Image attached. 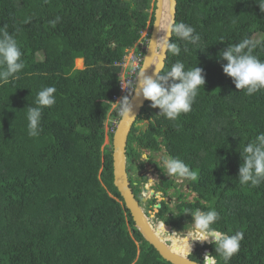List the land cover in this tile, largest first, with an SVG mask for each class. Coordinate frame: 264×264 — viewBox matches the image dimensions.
I'll list each match as a JSON object with an SVG mask.
<instances>
[{
  "label": "trees",
  "instance_id": "trees-1",
  "mask_svg": "<svg viewBox=\"0 0 264 264\" xmlns=\"http://www.w3.org/2000/svg\"><path fill=\"white\" fill-rule=\"evenodd\" d=\"M152 3L0 0V27L16 38L25 62L18 78L0 82V264H171L133 227L113 185L111 145L103 146L111 100L119 94L117 64L151 30ZM175 21L192 26L201 40L194 45L173 35L181 51L167 53L162 72L179 60L186 70L202 68L205 84L192 110L176 120L146 102L128 135L129 168L150 162L140 159L142 151L149 157L163 151L198 170V179L188 181L200 199L179 205L180 227L188 223L185 208H214L220 220L213 227L244 233L227 264H264V181L250 187L237 180L240 153L264 133V90L238 91L219 60L227 45L250 39L253 55L264 61V0H177ZM49 86L56 103L42 109L39 135L29 136L27 109ZM142 117L148 124L139 130ZM106 134L111 142L112 132ZM133 191L140 194L139 187ZM154 203L152 197L146 205ZM203 248L225 264L213 244ZM189 258L203 262L198 250Z\"/></svg>",
  "mask_w": 264,
  "mask_h": 264
},
{
  "label": "clouds",
  "instance_id": "clouds-1",
  "mask_svg": "<svg viewBox=\"0 0 264 264\" xmlns=\"http://www.w3.org/2000/svg\"><path fill=\"white\" fill-rule=\"evenodd\" d=\"M59 19V17H56L49 21L50 26L55 27ZM155 27L158 33L157 38L150 40L148 38V49L151 55L145 56L144 64L140 65L137 72H134L132 75L133 80L128 81L122 87L127 90V93L121 90V81L124 77L128 76L131 70V63L129 59H126V55L131 49H135L134 52H138L140 50L139 43L144 44L143 38L145 36H142V40L134 44L133 47L127 49L123 60L117 64L120 67L118 74L119 94L112 98L111 108L106 118L107 123L111 122L112 124V128L110 129L112 134L120 118L123 121L129 120L130 122L136 120L133 114V97L148 101L151 108L159 110L158 115L164 116L169 120H176L182 113L186 114L192 110V104L198 92L205 84L202 68L196 66L186 70L185 64L177 60L171 65L170 70L162 72V65L155 59L157 52L160 54L171 53L173 56L180 54L181 48L178 44L170 42L173 35L180 41L198 45L201 37L195 32V29L184 22H176L171 17L167 18L162 30L159 26ZM148 40L144 48L145 51ZM220 43H224L223 40ZM255 47L256 44L250 39H243L238 43L227 45L219 52V60L226 62L222 65L223 74L231 78L235 89L238 91L243 90L244 94L248 96L264 90V61L253 55ZM144 50L142 51V61L145 55ZM24 67L25 62L22 59V52L16 38L8 32L7 26L0 27V82L9 83L10 80L18 78L17 74ZM149 68L152 69L151 75L146 74V70ZM55 93L56 89L53 86L43 88L37 94L35 101L37 106L28 107L29 136L35 137L39 135L42 109L45 107L51 108L55 105ZM115 110L116 116L114 117L117 118V122L113 124L111 114ZM240 157L242 163L238 168L237 177L239 184L250 187L260 185L264 181V133L258 134L251 142H248L243 148V153H240ZM159 159L160 167H156V176L159 172H162L159 169L162 168L167 177H175L178 181L183 179L196 181L198 179V170H192L181 159L170 155H162ZM145 160H148L147 157H145ZM146 185L149 189L154 185L157 186V178L146 177ZM154 190V188L149 191H145L144 189L141 196V194L136 195L132 189L138 201L145 199V202L142 204L144 211V206H146L148 200L154 197V195L157 197L161 195ZM154 200L155 203L151 205L152 209L159 204L156 202L155 197ZM155 208L158 210L160 207ZM184 214L191 217V223L186 224L188 225L187 230L184 228L182 232L173 231L171 233L166 230L165 222H160L158 219H155V222H153L151 216H148L147 213L146 216L153 227L159 225L160 236L162 235L178 245L181 254L185 257L184 261L186 264H191L186 258L191 256L192 247L196 242L203 243L199 250L198 248H194L195 251L198 250L202 257H204L202 264L217 263V259L215 260L210 250L203 248L204 245L213 244L215 253L223 258L225 264L239 251L244 233L236 231L234 234L229 235L213 227L220 220L219 213L214 208L209 207L208 210L185 208ZM163 241L165 242L164 239ZM205 252H209L211 255H204Z\"/></svg>",
  "mask_w": 264,
  "mask_h": 264
},
{
  "label": "water",
  "instance_id": "water-1",
  "mask_svg": "<svg viewBox=\"0 0 264 264\" xmlns=\"http://www.w3.org/2000/svg\"><path fill=\"white\" fill-rule=\"evenodd\" d=\"M176 6L177 0H155V9H154V20L152 24V28L149 34V40L155 39L158 36L157 29L155 26H159L161 30L163 26L166 24L167 18L171 17L175 20L176 17ZM149 40L146 47L145 55L143 57V61L141 66L144 64L145 56H150L151 52L148 49ZM167 57V53H159L155 54V59L162 65V69L165 65V60ZM161 69V70H162ZM147 75L152 74V69L149 68L146 70ZM145 100L143 99H136L133 97L132 104H133V114L135 119L140 115L142 108L146 105ZM136 120L130 122L129 120H120L118 121L116 128L112 135V166H113V185L117 189L118 193L120 194L123 203L128 209L132 220H133V227L140 233L143 239L150 244L156 252L161 256L162 259L171 263V264H186L185 257L178 255L174 251L170 249L166 242L163 241L157 234V231L153 228L152 224L148 220L146 213L142 207V204L145 202V199L138 201L136 199L132 188L130 187L129 181V172L130 169L127 168V155H126V148H127V139L128 135L131 131V128ZM155 207L159 208V205ZM159 220V219H158ZM155 222V221H153ZM204 255H211V253L206 252ZM215 258V257H214ZM191 264H202L200 262H196L191 260L189 257L186 258ZM216 260V258H215Z\"/></svg>",
  "mask_w": 264,
  "mask_h": 264
},
{
  "label": "flooded vegetation",
  "instance_id": "flooded-vegetation-1",
  "mask_svg": "<svg viewBox=\"0 0 264 264\" xmlns=\"http://www.w3.org/2000/svg\"><path fill=\"white\" fill-rule=\"evenodd\" d=\"M127 163H128L127 168H129V162H127ZM129 169H130L129 181H130L131 186L133 187L132 189L135 190V188H137V186H140V183L134 181L135 176L133 177L134 174L132 175L131 174L132 173L131 168H129ZM156 170H157V168H156ZM164 174L165 173H162V172L158 173V175H157V180H158L157 186L158 187L157 186L152 187L155 189L154 190L155 192H159L161 194L160 197H157L155 195H154V197L157 200V202L160 204V208L161 209L163 208V210H164V211H162V216L157 215V214L154 216L151 215L152 207L149 205L144 206L145 211H146L148 216H151V220L154 221L155 219H159L160 222H165V226L168 227L169 233H171L173 231L178 232V231L184 230V228H185V230H187L188 225H186V224L191 223V217L189 216L188 223L186 221V223H185L186 227L181 228L180 226L182 224L183 208L180 210L179 205L180 204L195 203L196 200L200 199V196L196 195L194 192L191 191L188 179H183V180L179 181L182 184L184 183V181H186L183 189L181 190V188H180L181 186H179L181 184H179L178 180L175 181L174 179H171V178L167 177L166 174L165 175ZM132 177H133V179H132ZM164 205L168 206L167 210L164 208ZM158 210H156V212H158ZM178 216H180V217H178ZM178 219H180V220L178 221ZM178 223H179V226H178ZM158 224H159V222H158ZM168 244L170 245V243H168ZM195 246H196V244H194L191 255H193L195 253L194 248L197 247V246L196 247ZM201 258L204 259V257H202V255H201Z\"/></svg>",
  "mask_w": 264,
  "mask_h": 264
},
{
  "label": "rangeland",
  "instance_id": "rangeland-1",
  "mask_svg": "<svg viewBox=\"0 0 264 264\" xmlns=\"http://www.w3.org/2000/svg\"><path fill=\"white\" fill-rule=\"evenodd\" d=\"M153 3H152V6L155 5V0H152ZM150 30L148 29H145L143 32H142V36H146V34H148ZM135 51V49H131L128 54L126 55V59L129 58V55H131L133 52ZM75 68L77 69H82L83 68V62L81 63H76L75 62ZM153 109V108H152ZM153 110H157V109H153ZM112 123L115 124L117 122V118L116 117H113L112 119ZM148 124V120L145 118V117H142L139 121L136 122V127H139V130H144L146 128ZM112 128V124L110 123V125L107 123V119L104 123V133H105V140H104V144L103 146H108V145H111V148H112V141L110 142V139H109V136L106 134L108 132V134L111 132L110 129ZM149 152L147 151H142L141 153V156H140V159L142 160H145V157H147L148 160H150L149 163L145 164L143 167H139L138 168V164H135V167H137L135 169V167H130L131 168V171H132V175L133 177L135 176V179L134 181L135 182H138L140 183V186H137L139 187V193L141 194V196L143 195L142 193L144 192V189L145 191H149L151 189H149L146 185V181H143L142 177H149L151 176L152 178L156 179L157 176H156V166L158 165L160 167V159L159 157L162 156V155H165V153L163 151H159L157 153H155L153 156L149 157ZM150 158V159H149ZM148 160H145L146 162H148ZM140 166H141V163H140ZM155 169V170H154ZM132 177V179H133ZM171 179H174L175 181L177 180L175 177H172ZM179 182V181H178ZM186 181H184V183L182 184L181 182H179V186H181V190L183 189L184 185H185ZM155 186V185H154ZM152 186V187H154ZM131 187V186H130ZM133 188V187H132ZM187 196V195H186ZM191 199V198H190ZM157 202V201H156ZM156 213V208L154 207L152 209V212H151V215H155ZM131 223L129 222L128 219H125V227L129 233L130 236L133 237V232L131 230V227H130ZM156 231H158L159 229V225L158 226H155L153 227ZM183 230L181 231H178V232H182ZM162 236V235H161ZM162 238L165 240V242L167 241V243L169 242L171 246L172 244H174V242L172 240H169V239H166L165 237L162 236ZM138 243V242H137ZM203 244V243H202ZM202 244H196V249L198 248V250L202 247ZM206 254V253H205Z\"/></svg>",
  "mask_w": 264,
  "mask_h": 264
},
{
  "label": "built area",
  "instance_id": "built-area-1",
  "mask_svg": "<svg viewBox=\"0 0 264 264\" xmlns=\"http://www.w3.org/2000/svg\"><path fill=\"white\" fill-rule=\"evenodd\" d=\"M140 46V50L138 52H133L131 55H129V61L131 63V70L128 74L127 77H124L123 80L121 81V90L125 93H127L126 89H123L122 87H124L126 85V83L132 79V75L134 74V72H137V70L139 69L141 62H142V51L144 50V44L143 43H139Z\"/></svg>",
  "mask_w": 264,
  "mask_h": 264
},
{
  "label": "bare ground",
  "instance_id": "bare-ground-1",
  "mask_svg": "<svg viewBox=\"0 0 264 264\" xmlns=\"http://www.w3.org/2000/svg\"><path fill=\"white\" fill-rule=\"evenodd\" d=\"M165 228H166L167 231H169L168 227L165 226ZM157 233H158L157 235H158L160 238H162V236L159 235V234H160V233H159V230L157 231ZM168 243H169V242H168ZM198 243H199V244H202V243H200V242H198ZM198 243H195V244H198ZM170 249H171L172 251H174L175 253H177L178 255L183 256V255L181 254V252H180L179 247H178L177 244H175V243L172 244L171 247H170Z\"/></svg>",
  "mask_w": 264,
  "mask_h": 264
}]
</instances>
